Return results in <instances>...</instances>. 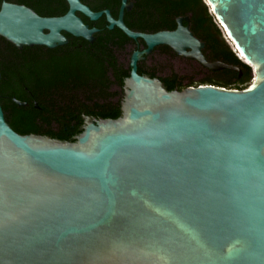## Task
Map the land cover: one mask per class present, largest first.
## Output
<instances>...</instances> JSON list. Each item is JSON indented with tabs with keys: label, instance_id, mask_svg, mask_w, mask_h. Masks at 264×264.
<instances>
[{
	"label": "water",
	"instance_id": "95a60500",
	"mask_svg": "<svg viewBox=\"0 0 264 264\" xmlns=\"http://www.w3.org/2000/svg\"><path fill=\"white\" fill-rule=\"evenodd\" d=\"M65 1V14L44 17L0 0V37L17 48L61 46L63 32L92 42L79 13L145 47L130 58L120 115L84 117L73 141L19 134L0 105V264H264V0H203L251 68L246 88L170 91L137 73L160 45L241 71L206 59L188 16L145 33L125 25L128 0L117 18Z\"/></svg>",
	"mask_w": 264,
	"mask_h": 264
},
{
	"label": "trees",
	"instance_id": "16d2710c",
	"mask_svg": "<svg viewBox=\"0 0 264 264\" xmlns=\"http://www.w3.org/2000/svg\"><path fill=\"white\" fill-rule=\"evenodd\" d=\"M8 2L25 5L33 9L37 14L44 17L51 16H61L67 12L68 5L65 0H7ZM83 4L87 5L92 11H103L109 10L113 18H117L121 0H94L93 2L89 0H80ZM133 6L131 10H125L123 14V21L125 25L137 32L145 33H155L163 30H174L176 27V19L178 17L188 16L190 19L189 28L200 41L204 43V49L202 50L204 56L209 62L221 61L227 65H231L240 69L241 74L229 69H223L219 71H211L202 66L204 71V77L198 82H192L189 86L198 85H214L229 89H244L251 82V68L244 64L236 55V52L232 50L228 41L225 39L222 30L216 23L214 16L209 11L208 6L203 2V0H132ZM77 15L85 23L92 24L88 18L77 13ZM100 25L98 26L101 30L99 31V36L104 40L107 39L108 44L101 41L100 49L102 52H109L110 46L112 45L117 48H123L125 44L131 43L134 40L128 38L120 29L114 27L113 29H107V22L105 16L99 18ZM186 23L184 22V25ZM67 37L68 34L64 33ZM77 40V39H74ZM102 40V39H101ZM141 41V40H140ZM0 43L4 45L8 52H19L15 46L7 42L0 37ZM85 42L84 44H86ZM143 43V42H141ZM75 44H78L76 41ZM88 45V44H87ZM77 46V45H76ZM34 48V49H33ZM24 47L23 54L28 56L31 51H40L46 49L43 46L35 47ZM92 47L87 46L83 48L90 51ZM171 54V49L167 46H163ZM58 51L64 53V57L59 60V58H52L50 62L41 63V67H49L50 69H56V78L61 83L65 84V88H84L90 87V83L93 84V80L97 82L98 85L109 84L118 82L117 80L111 81L106 75L108 68L111 69L113 77H121L123 80L124 76L128 74L122 70V67L117 66L115 58L108 53V57L111 59V64L107 67L103 62L98 60H93L91 56H81L78 54L80 50L78 48H65L57 47ZM55 49H46L48 52H53ZM144 69V68H142ZM120 71V75L116 73ZM145 71V70H144ZM55 76V75H54ZM50 79V83H55V78ZM63 77V78H62ZM153 77V74H151ZM173 76L171 82H166L165 86L167 90H173L177 88L182 90L181 81L175 79ZM54 80V81H53ZM178 86H177V84ZM121 86L122 82H118ZM188 86H185L186 88ZM9 85L5 81L4 85L0 86V95L8 93ZM20 98L19 96H17ZM0 105L4 112L5 121L10 125V127L17 133L25 134H40L43 133V128L36 127L34 122L36 112H29L23 107L18 106L12 100L0 99ZM110 113L103 114L105 118L115 119L120 115L119 103L112 105L109 109ZM81 122V119L79 120ZM52 138L55 134L47 131ZM78 133L76 129L74 134ZM71 135V134H70ZM56 138V137H55ZM59 140L63 141H73L70 137H59Z\"/></svg>",
	"mask_w": 264,
	"mask_h": 264
},
{
	"label": "flooded vegetation",
	"instance_id": "af4514ba",
	"mask_svg": "<svg viewBox=\"0 0 264 264\" xmlns=\"http://www.w3.org/2000/svg\"><path fill=\"white\" fill-rule=\"evenodd\" d=\"M89 1L93 2L94 0ZM129 2L132 3L133 6L132 0H128V3ZM98 20H89L92 23L91 25L84 22L89 26V28L96 29L92 35V42H89L83 38L73 37L69 34L68 35L70 37H67L64 34L65 32H63V35L67 38V43L61 46H56L55 48L62 46L65 48L76 47V49L78 48V50H80L78 54L81 56H91L95 61L99 59L107 67L112 62L110 57H108L109 53L113 58H115L117 66L122 67V70L126 73L128 72V74L124 76V80L129 76L130 73V58L132 54L136 51H142L145 47L144 43H141L142 40L140 41V39H137L131 43L125 44L123 48L115 49V47L109 45L110 51H107L106 53L102 52L100 49L101 41L105 44H108L109 42H107V39L104 40L101 38L98 34L101 30L98 27L100 25V21ZM76 41L78 44H75ZM85 42L87 43L84 44ZM87 46L92 47L90 51L85 50ZM33 47L35 46H31V48ZM6 48L7 47L0 43V86L4 85L5 81H7L10 91L4 95H0V99L2 98L3 102L10 99L12 102H15L18 106L23 107L27 111L36 112L37 115L35 116L34 120L36 127L43 128V133L36 135L49 136V134L46 132L50 131L52 134H55L53 136L54 138L56 137L55 139H59V137H70L71 139H74L80 133L84 117L106 119L103 117V114L107 112L110 113L108 110L111 109L113 104L119 103L120 108V102L123 97V80H121L122 76L113 77L110 68H108L106 73L109 80H117L118 82H122L121 86L118 84V82H110L109 84L107 83V85L104 83L98 85L97 82L93 80V84L90 83L89 88L80 87L77 89H66L65 84L57 80L56 69L52 70L49 67H41L42 62H50V59L54 57L59 58V60L63 58L64 53L60 52V50L58 51L57 49L52 48L55 50L53 52H48L46 50L47 47H45L46 49H42L40 51H31L28 56H25L22 50L24 47H16L20 51L11 53L8 52ZM153 55L155 58L156 56H164L170 61L174 59H187L177 56L172 50L170 54L166 49L163 48V45H160L155 47L151 53L144 55L137 61V73L149 77H151V74H153V77L151 78L160 79L164 85L166 82H171L173 80V76H176L175 79H178L182 82L180 87L184 89L185 84L177 73L171 72L170 70L169 74L159 72V70L163 69L160 65L162 62L160 60L159 63L153 61ZM145 64L150 65L149 68L146 67ZM164 70L168 71L167 69ZM116 74L120 75V71ZM53 76L55 78V83L51 84L49 81L51 78H53ZM80 119L81 122L79 121ZM76 129L78 130V133L74 134Z\"/></svg>",
	"mask_w": 264,
	"mask_h": 264
},
{
	"label": "rangeland",
	"instance_id": "374dc122",
	"mask_svg": "<svg viewBox=\"0 0 264 264\" xmlns=\"http://www.w3.org/2000/svg\"><path fill=\"white\" fill-rule=\"evenodd\" d=\"M221 30H223L224 32V29ZM152 59L153 61L158 63L159 60L162 62L160 65L162 66L163 69L159 70L160 73L169 74V70L171 72L177 73L181 78V80L184 82L185 86H189V84H191L192 82H198L205 75L204 71L202 70V66L195 60L174 59L170 61L168 58H165L164 56H156L155 58L154 55L152 56ZM145 66L149 68L150 65L145 64ZM164 69H167L168 71ZM251 81H252V77H251Z\"/></svg>",
	"mask_w": 264,
	"mask_h": 264
},
{
	"label": "bare ground",
	"instance_id": "6f19581e",
	"mask_svg": "<svg viewBox=\"0 0 264 264\" xmlns=\"http://www.w3.org/2000/svg\"><path fill=\"white\" fill-rule=\"evenodd\" d=\"M220 28L221 29H224V31H225V35H226V37H227V34H226V30H225V28L222 26H220ZM223 31V30H222ZM160 39H162V38H160ZM227 40H228V37L226 38ZM159 40V39H158ZM154 41V39L152 40V39H150V40H148V42L151 44L152 42ZM237 52V51H236ZM194 54V53H193ZM238 56L240 57V58H243V56L242 55H240V54H238Z\"/></svg>",
	"mask_w": 264,
	"mask_h": 264
}]
</instances>
